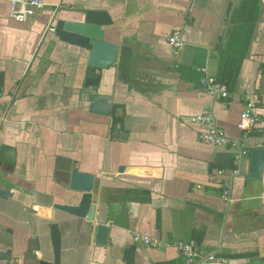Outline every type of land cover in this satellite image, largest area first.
<instances>
[{
  "label": "crops",
  "instance_id": "1",
  "mask_svg": "<svg viewBox=\"0 0 264 264\" xmlns=\"http://www.w3.org/2000/svg\"><path fill=\"white\" fill-rule=\"evenodd\" d=\"M47 2L19 21L11 0H0V147L15 149L13 163L0 160V186L11 193L0 197V251L7 253L0 264L52 261L54 225L61 264H186L180 241L233 264H264V167L260 179L249 176L251 149H264V139L238 128L251 99L264 124V3ZM85 9L109 13L105 39L119 46L112 65L94 74L90 52L51 29L57 12L79 20ZM176 29L184 42L178 54L169 41ZM207 73L227 86V99L201 87ZM88 75L99 87L85 88ZM89 92L108 96V113L90 111ZM205 109L229 144L200 139L190 118ZM241 148L248 153L237 165ZM82 175L91 178L103 219L109 203L119 204L113 221H104L103 246L85 218L54 208L80 198ZM136 232L162 244L137 243Z\"/></svg>",
  "mask_w": 264,
  "mask_h": 264
},
{
  "label": "water",
  "instance_id": "2",
  "mask_svg": "<svg viewBox=\"0 0 264 264\" xmlns=\"http://www.w3.org/2000/svg\"><path fill=\"white\" fill-rule=\"evenodd\" d=\"M81 19H67L65 14L57 12L54 15L52 30L56 36L64 42L88 50V65L91 73H96L97 69H106L116 59L119 46L105 39L106 29L104 27L112 24V18L105 10L85 9L81 11ZM4 72L0 71V93L3 91L5 83ZM100 79L94 75H88L85 79V88L99 87ZM91 102L90 111L106 114L110 110L108 96L103 93L87 94ZM15 149L8 145L0 147V160L13 163ZM264 167V149L260 146L251 149V159L249 167V176L252 179L262 177ZM91 178L82 175L79 181V189L82 194L74 203H55L54 208L64 211L76 217L85 218L87 226L95 230L96 243L106 245L110 227L104 221H113L115 213L119 209V204L109 203L106 215L103 219L102 210H97L93 191H91ZM90 180V181H89ZM11 193L0 186V197L6 198ZM106 218V219H105ZM51 239L54 250L52 261L40 260L38 264H61V235L57 225L51 227ZM7 253L0 251V259H5Z\"/></svg>",
  "mask_w": 264,
  "mask_h": 264
},
{
  "label": "built area",
  "instance_id": "3",
  "mask_svg": "<svg viewBox=\"0 0 264 264\" xmlns=\"http://www.w3.org/2000/svg\"><path fill=\"white\" fill-rule=\"evenodd\" d=\"M264 3V0H260ZM48 5L47 0H11L10 15L19 20L27 21L38 11L43 10ZM51 29H53L51 27ZM170 44L175 54L182 49L184 42L181 29H176L170 36ZM201 87L217 99H227L230 95L227 86L220 82L216 77L204 74L200 80ZM190 121L199 127V136L202 141L211 145L223 146L231 142L226 131L220 127L214 118L213 112L209 109L203 110L200 114L192 116ZM240 131L252 133L259 130L261 137L264 139V124L260 121L257 105L255 100H248L245 109L241 112L238 123ZM248 153L247 149L241 148L236 157V164L239 165L243 157ZM223 171L221 170L220 173ZM240 168L233 170L235 175L240 174ZM229 185L225 190L226 196L229 197ZM133 239L137 243L158 247L162 244L159 239L153 238L146 232H136ZM177 248L185 257L186 264H233L229 258L221 257L215 253L201 255L197 244L194 241H180Z\"/></svg>",
  "mask_w": 264,
  "mask_h": 264
}]
</instances>
